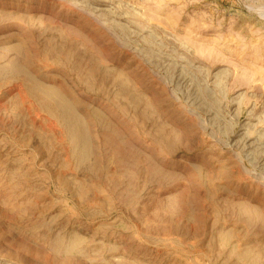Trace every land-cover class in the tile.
Here are the masks:
<instances>
[{
    "label": "rangeland",
    "instance_id": "obj_1",
    "mask_svg": "<svg viewBox=\"0 0 264 264\" xmlns=\"http://www.w3.org/2000/svg\"><path fill=\"white\" fill-rule=\"evenodd\" d=\"M0 264H264V0H0Z\"/></svg>",
    "mask_w": 264,
    "mask_h": 264
},
{
    "label": "bare ground",
    "instance_id": "obj_2",
    "mask_svg": "<svg viewBox=\"0 0 264 264\" xmlns=\"http://www.w3.org/2000/svg\"><path fill=\"white\" fill-rule=\"evenodd\" d=\"M76 141V140H75Z\"/></svg>",
    "mask_w": 264,
    "mask_h": 264
}]
</instances>
